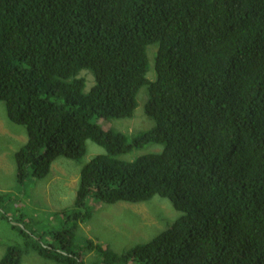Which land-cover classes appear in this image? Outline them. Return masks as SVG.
I'll list each match as a JSON object with an SVG mask.
<instances>
[{
    "label": "trees",
    "instance_id": "16d2710c",
    "mask_svg": "<svg viewBox=\"0 0 264 264\" xmlns=\"http://www.w3.org/2000/svg\"><path fill=\"white\" fill-rule=\"evenodd\" d=\"M143 86L153 126L105 127L134 115ZM0 100L27 134L14 153L21 186L59 156L79 161L88 140L104 149L80 168L72 207L54 213L62 228L37 234L19 213L22 243L0 264L28 250L58 264H264V0H0ZM149 144L163 147L123 157ZM155 195L181 215L147 242L77 245L89 203Z\"/></svg>",
    "mask_w": 264,
    "mask_h": 264
},
{
    "label": "rangeland",
    "instance_id": "374dc122",
    "mask_svg": "<svg viewBox=\"0 0 264 264\" xmlns=\"http://www.w3.org/2000/svg\"><path fill=\"white\" fill-rule=\"evenodd\" d=\"M156 48V44L147 47L150 64L147 77L150 80H154L156 76L153 66ZM79 75L85 78L84 90L88 91L93 84L92 72L83 69ZM147 99V87L143 86L137 93L138 105L131 118L113 119L103 125L113 126L131 135L149 129L153 126V119L145 112ZM26 141L27 134L24 126L8 119L5 103L0 100V196L4 195L5 200L0 203V259L7 247L22 243L19 231L11 226L16 223L13 219L17 218L19 213H24L26 220L34 222V227H36L34 232L37 234L50 233L62 228L61 215L54 213L72 207L80 168L93 156L104 152L101 146L88 140L86 152L79 161L59 156L52 162L45 178L30 179L24 186H21L16 180L14 153ZM162 147L159 144H149L123 157L131 159L137 155L160 152ZM89 209L90 218L79 222L76 230L77 245H83L85 241H89L118 253L137 243L147 242L181 215V212L176 210L167 198L158 195L143 202L89 203ZM41 237L45 238L44 233ZM84 254L87 263L97 258L95 250L92 249ZM21 264L58 263L41 257L35 251L28 250L24 253Z\"/></svg>",
    "mask_w": 264,
    "mask_h": 264
}]
</instances>
